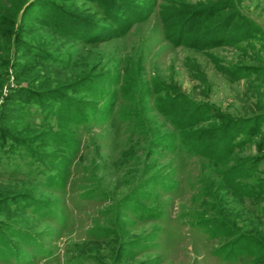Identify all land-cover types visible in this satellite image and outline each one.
<instances>
[{
	"label": "rangeland",
	"instance_id": "rangeland-1",
	"mask_svg": "<svg viewBox=\"0 0 264 264\" xmlns=\"http://www.w3.org/2000/svg\"><path fill=\"white\" fill-rule=\"evenodd\" d=\"M23 1L0 29V264H264V0H131L146 19L108 38L110 0ZM201 106L256 122L227 160L181 144Z\"/></svg>",
	"mask_w": 264,
	"mask_h": 264
},
{
	"label": "trees",
	"instance_id": "trees-1",
	"mask_svg": "<svg viewBox=\"0 0 264 264\" xmlns=\"http://www.w3.org/2000/svg\"><path fill=\"white\" fill-rule=\"evenodd\" d=\"M110 3H111V10L113 14L112 13H111L112 15L108 14V17H110V19L112 18V24L115 20L116 26L115 25L109 26L108 32H106L108 33V35L105 36L106 38L114 37L117 35H123L129 30L132 24L137 23L139 21H143L147 17L146 14L135 16L136 6L132 5L133 3L131 0H118V1L110 0ZM23 4H24L23 0H0V9L5 11L7 15L4 18H2V21H0V29H3V30L10 29L11 30V27L12 28L14 27L13 19L16 17L18 11L21 9ZM225 7H228V5ZM122 10H124V12L127 13L126 14L127 16L122 12ZM236 17L237 16L235 15L232 19H236ZM6 21L9 23L7 24ZM27 21L34 23L33 22L34 18L28 15ZM116 23H118V25ZM228 26H230V23L228 24ZM85 29H87V31L95 30L98 34L100 33L102 34V31L104 32L102 27L98 24L94 26L92 25L90 27H85ZM179 32L180 33H178L176 36V39L178 40L177 43H180L181 39L186 37V35L188 34V30L187 29L183 31L179 30ZM105 37H101L99 39H104ZM92 38H94V35ZM6 39H8V37ZM12 96H13L14 104L18 100L23 101L25 98L28 99L27 93L24 92L23 90L15 91L12 94ZM172 106H174V103H172ZM201 107H199V109H197L196 111L192 110V113L188 112L187 115L185 116H183L184 114L180 110L181 122H179L178 128L182 129L183 131L182 134L184 135V138L181 140V144L184 147H186L188 152L202 156L204 158L213 159V160L223 158L224 160H227L228 154L232 152L233 147L239 144V142H235V139L238 136V134L243 133L244 131H246V128L249 125L253 123L255 124L256 122H254L255 120L248 119L246 122V127H242L239 129L236 128L237 126H234L232 128L231 126L230 127L226 126V124L215 125V126L209 127L208 124L211 122H209L208 116L207 115L205 116L206 110L203 109V106ZM180 109H184V105L181 106ZM7 117L9 116H6V118ZM10 120L12 119H9L8 121ZM204 121H206V125L208 128H198V125H200ZM262 122L264 121L262 120ZM13 123H15V121L9 124H11V126L14 127ZM249 134L251 136H255L256 133L254 132V130H252L250 131ZM1 135H3L4 138L7 137L8 139H11L12 141L14 140V137L10 134H1ZM250 164H251V160L249 158L238 159L229 168L223 170L220 173L226 180L233 182L239 179L240 177L243 178L248 175V173L252 169V166H250ZM218 223H219L218 224L219 227L223 228L225 233H228L226 232V229L224 227L225 225L222 223V221H219ZM201 224L209 226V223L201 222ZM224 232H222L223 233L222 235H229V234H225ZM213 235H216V232H213ZM248 243L249 245L254 244V242L252 241ZM235 247L236 246L234 245L231 248L234 250Z\"/></svg>",
	"mask_w": 264,
	"mask_h": 264
}]
</instances>
